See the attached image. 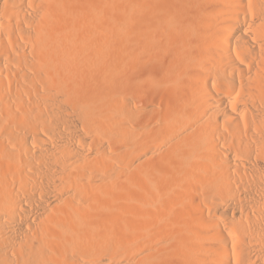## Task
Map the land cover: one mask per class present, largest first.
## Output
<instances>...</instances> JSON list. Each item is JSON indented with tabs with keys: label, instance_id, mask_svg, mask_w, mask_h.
I'll list each match as a JSON object with an SVG mask.
<instances>
[{
	"label": "bare ground",
	"instance_id": "bare-ground-1",
	"mask_svg": "<svg viewBox=\"0 0 264 264\" xmlns=\"http://www.w3.org/2000/svg\"><path fill=\"white\" fill-rule=\"evenodd\" d=\"M108 261L264 264V0H0V264Z\"/></svg>",
	"mask_w": 264,
	"mask_h": 264
},
{
	"label": "rangeland",
	"instance_id": "rangeland-1",
	"mask_svg": "<svg viewBox=\"0 0 264 264\" xmlns=\"http://www.w3.org/2000/svg\"><path fill=\"white\" fill-rule=\"evenodd\" d=\"M148 135H149L150 139L152 140V143H150L148 141V139L146 140L148 142V145L150 147L157 148L160 145L159 138L156 137V135H154L151 130L148 132ZM157 173L160 176V182L158 185H156L154 187V190L159 192V197L156 199V201L161 205H165V204H167V201H168L166 198V194H168V192H170V193H176V191L180 192V190H177V189H180L181 187H179L176 183H174L173 180L168 179V177H167V175L163 169H160V171H158ZM181 189H183V188H181ZM198 199L200 201H203L204 203L208 202L207 199H205L202 195L199 196V194H198ZM105 264H109V261L106 262Z\"/></svg>",
	"mask_w": 264,
	"mask_h": 264
}]
</instances>
